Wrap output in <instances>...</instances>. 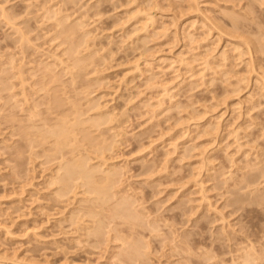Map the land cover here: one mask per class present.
<instances>
[{"label":"rangeland","instance_id":"rangeland-1","mask_svg":"<svg viewBox=\"0 0 264 264\" xmlns=\"http://www.w3.org/2000/svg\"><path fill=\"white\" fill-rule=\"evenodd\" d=\"M0 6V264H264V0ZM63 118L58 151L43 132ZM83 158L119 170L142 227L80 180L59 194ZM114 225L148 254L126 259Z\"/></svg>","mask_w":264,"mask_h":264},{"label":"bare ground","instance_id":"bare-ground-1","mask_svg":"<svg viewBox=\"0 0 264 264\" xmlns=\"http://www.w3.org/2000/svg\"><path fill=\"white\" fill-rule=\"evenodd\" d=\"M49 3V2H48ZM3 5V4H2ZM47 5V4H46ZM1 7V6H0ZM0 10H1V13L0 14H2L3 16L5 15V10L1 7L0 8ZM61 10V9H60ZM43 11V10H42ZM12 12V11H11ZM50 12V11H49ZM144 13V12H143ZM142 13V14H143ZM6 15H7V13H6ZM8 17H9V15H7ZM6 16V17H7ZM46 16V15H45ZM66 16V15H65ZM6 17H4V18H6ZM11 18V17H10ZM10 18H8V19H6V21L7 20H9ZM84 18V17H83ZM151 17H149V19H150ZM3 19V18H2ZM19 19V18H18ZM148 19V20H149ZM153 19L151 18L150 19V21L151 22H153L152 21ZM10 21H11V19H10ZM8 22L7 24H9V25H11L10 23L11 22ZM58 21H60V20H58ZM13 22V21H12ZM150 22V25H152V23ZM6 23V22H5ZM139 23V22H138ZM149 23V22H148ZM57 24V23H56ZM80 24H81V22H80ZM12 27L14 26V25H11ZM15 27V26H14ZM17 28V27H16ZM29 30V29H28ZM17 31V30H16ZM15 31V32H16ZM18 31H20L19 29H18ZM181 32V31H180ZM19 33H22V32H19ZM88 33L89 32H87V35H85V37H89V35H88ZM184 33V32H183ZM189 34V33H188ZM187 34V35H188ZM14 35V34H13ZM21 35L22 36H25V34H20V39H21ZM28 36V35H27ZM186 37V36H185ZM184 37V38H185ZM24 37H22V39H23ZM190 38H192V37H190ZM25 40L28 42V39L26 38V36H25ZM192 40V39H191ZM190 40V41H191ZM189 41V40H188ZM19 42V41H18ZM21 42H24V40H22ZM30 42V41H29ZM189 43H191V42H189ZM249 45H251V44H249ZM21 47V46H20ZM21 49V48H20ZM241 52V51H240ZM224 53V52H223ZM78 54V53H77ZM74 56V55H73ZM227 56V55H226ZM60 57V56H59ZM2 58V57H1ZM190 59V58H189ZM191 59H193V58H191ZM11 60V59H10ZM55 62V61H54ZM58 62H61L60 60L58 61ZM206 62V61H205ZM15 63V62H14ZM65 63V62H64ZM75 63H77L76 61H75ZM207 63V62H206ZM205 63V64H206ZM78 64V63H77ZM62 65H64V64H62ZM66 65V64H65ZM149 65V64H148ZM147 65V66H148ZM185 65V64H184ZM190 65V64H189ZM151 66V65H150ZM149 66V67H150ZM48 67V66H47ZM189 67V66H188ZM193 67V66H192ZM49 68V67H48ZM211 68V67H210ZM1 69V68H0ZM50 69V68H49ZM46 70H47V68H46ZM51 70V69H50ZM190 70V69H189ZM18 71V70H17ZM20 71V70H19ZM44 71V70H43ZM53 71V70H52ZM149 73V72H148ZM20 74V76L21 75H23V74H21V72L19 73ZM17 75H18V72H17ZM156 76V75H155ZM150 77V76H149ZM21 78H22V76H21ZM150 78H152V77H150ZM153 79V78H152ZM155 79V78H154ZM153 79V80H154ZM23 80V79H22ZM152 81V80H151ZM150 82V81H149ZM22 84H23V81H22ZM28 84V83H27ZM29 85V84H28ZM163 85H164V83H163ZM160 87V86H159ZM161 89H163V91H168V89H166V88H161ZM8 90V89H7ZM11 90V89H10ZM10 90H9V92H10ZM24 90V89H23ZM1 92V91H0ZM171 92V91H170ZM167 93V92H166ZM23 94V98H25L24 100V102H27V95L26 94H28V93H26V92H23L22 93ZM21 94V95H22ZM164 95V94H163ZM167 96V95H166ZM164 97V96H163ZM12 98V97H11ZM161 100H162V98H161ZM19 102V101H18ZM22 102H23V100H22ZM23 102V103H24ZM17 103V102H16ZM163 103V102H162ZM160 104V103H159ZM32 106H34L33 104H32ZM150 106V105H149ZM152 106V105H151ZM34 107H36V106H34ZM156 107H158V106H156ZM31 108V107H30ZM33 108V107H32ZM101 108V107H100ZM105 108V107H104ZM103 108V109H104ZM153 108V107H152ZM153 109H155V108H153ZM29 110V109H28ZM34 112V111H33ZM30 114V113H29ZM106 114V113H105ZM108 114V113H107ZM33 115V114H32ZM77 115V114H76ZM35 116V115H34ZM33 116V117H34ZM110 116V115H109ZM113 116V115H112ZM108 117V116H107ZM62 118V117H61ZM100 118V117H99ZM67 118H63V120H61L57 125H56V128H55V126H52V128H53V130H51V128H49V131H44L43 133H44V135H47V133L49 134L48 136H52L53 137V143L55 144V146H54V148H56L58 151H60V150H63V148L65 147V146H67V145H69V144H72V142L71 143H69L71 140L73 141L74 139H72L73 137H75V140H77L76 138V136H74L75 134V131L76 130H74V127H75V129H76V125H77V122H76V125H75V122L72 124V123H70L71 121L69 120V122H67L68 121V119L66 120ZM103 119V118H102ZM88 120V119H87ZM84 121V120H83ZM90 121V120H89ZM96 121H98V120H96ZM96 121H94L93 123L95 124V122ZM79 123V122H78ZM86 122H84V124H85ZM99 123V122H98ZM32 124V123H31ZM104 124V123H103ZM102 124V125H103ZM89 125V124H88ZM96 125H97V122H96ZM108 125V124H107ZM35 127H36V125H34ZM47 126V125H46ZM78 126V125H77ZM80 126V125H79ZM99 126V125H98ZM33 127V126H32ZM34 127V128H35ZM28 128V127H27ZM33 128V129H34ZM115 128V127H114ZM32 129V128H31ZM47 129V128H46ZM45 129V130H46ZM40 131V130H39ZM37 132H38V130H37ZM39 133H41V131L39 132ZM39 133H37V134H39ZM35 136V135H34ZM41 137H42V134H41ZM51 137V138H52ZM36 138V137H35ZM44 138V140H46V139H48V138H46V136H44L43 137ZM46 138V139H45ZM50 138V139H51ZM38 139V138H37ZM90 139V138H89ZM74 140V141H75ZM33 141V140H32ZM34 142V141H33ZM86 142V141H85ZM69 143V144H68ZM89 143V142H88ZM74 144V143H73ZM76 145V144H75ZM74 145V146H75ZM114 145V144H113ZM72 146V145H71ZM70 146V147H71ZM86 146V145H85ZM112 146V145H111ZM101 147V146H100ZM103 147V146H102ZM106 147V146H105ZM66 148H68V147H66ZM113 148V147H112ZM65 149V148H64ZM112 150V149H111ZM56 151V150H55ZM58 154V153H57ZM99 157V156H98ZM100 158V157H99ZM82 160V161H81ZM109 160V159H108ZM75 161V160H74ZM80 161V162H79ZM90 161V160H89ZM85 158H83V159H80V160H77V162H75V163H73V161H72V163L73 164H70V163H67L66 165H64L63 163H61L60 165H58V169H57V176L55 177L54 176V180H52V182L54 181V183H59V182H62L63 181V177H61L60 175H59V171L60 170H63L64 171V173H65V175H67L66 176V180H65V183L64 182H62V184H61V186H62V188L63 189H60V192H59V194L61 195V196H63L64 195V193L63 192H65L67 189L69 190L70 188L69 187H71V186H68L69 184V181H68V183L66 182L67 181V179L69 180L70 178V182H71V184L73 183V181H77V180H80V183L79 184H77L76 186H78V185H80L81 184V187H83V186H86V192H88V194L90 195H93L94 194V199H97V201L99 200L100 201V204H101V206L102 205H106V207H110V211H111V215L113 216V217H111L110 216V218H111V222H114L113 220H114V217L115 216H117V218H119V219H121L124 223H127V227H129V229H130V225H132V227H136V226H140V227H142L141 225H139V223H142L143 224V221L142 222H140L141 221V218H143V217H141V215L143 216L144 214H141V212H140V210L138 209V207L139 208H141L140 206H137L136 205V207H135V203H134V201H133V198H131L130 197V199H129V197L128 196H126L125 197V195H122L121 193V195L119 194V191H121L120 189H118V190H116L119 186H117V187H115L114 188V190L115 191H112L113 190V187H114V185L116 184V185H120V183L118 182V180L120 179L119 177L121 176V174H120V172H119V170L116 168H110V169H107V170H98L99 168H97V167H95V169H93V166H92V169L91 168H89V169H87V168H85V165H86V167L88 166L87 165V162H85ZM65 163V162H64ZM84 163V164H83ZM102 165V164H101ZM89 167V166H88ZM100 167V166H99ZM102 167V166H101ZM97 168V169H96ZM96 172H101L102 174H103V177L106 179V181L104 180L103 182V186H101L100 185V182H97L96 184H95V181L96 180H94L93 181V179H94V177H93V174L94 173H96ZM97 174V173H96ZM120 174V175H119ZM95 175V174H94ZM62 178V179H61ZM65 178V177H64ZM73 178V179H72ZM93 178V179H92ZM103 178V179H104ZM98 180V179H97ZM75 181V182H76ZM75 182H74V185H75ZM117 182H118V184H117ZM57 183V184H58ZM67 183V184H66ZM105 183L107 184V183H109V185H110V183H111V187H112V189H110V187H109V191L110 192H108L107 190L108 189H105ZM99 184V187H97V186H94V185H98ZM109 185H107L106 186V188H108V186ZM68 186V187H67ZM121 186V185H120ZM122 187V186H121ZM73 188V187H72ZM67 190V191H68ZM121 192H125L124 191V189L121 191ZM23 193V192H22ZM68 193V192H67ZM66 194V193H65ZM86 194V193H85ZM125 194V193H124ZM62 198V197H61ZM93 199V200H94ZM111 201H113V202H111ZM135 201H136V199H135ZM95 202V201H94ZM112 203V204H110V205H108L109 203ZM91 204V203H90ZM138 204V203H137ZM140 205V204H139ZM102 208V207H101ZM80 209V208H79ZM105 211V210H104ZM142 211H143V209H142ZM144 212V211H143ZM142 212V213H143ZM90 213V212H89ZM96 213V212H95ZM86 214V213H85ZM98 214V213H97ZM104 214V213H103ZM84 215V214H83ZM108 215V214H107ZM85 216V215H84ZM96 216H98V215H96ZM145 216V215H144ZM79 217V216H78ZM89 218V217H88ZM98 218V217H97ZM102 218V217H101ZM147 218V217H146ZM149 218V217H148ZM158 218V217H157ZM75 220H76V218H75ZM87 220V219H86ZM91 220H92V218H91ZM115 220H117V219H115ZM121 220H119V222L121 221ZM93 221V220H92ZM110 221V220H109ZM82 222V221H81ZM80 222V223H81ZM102 221H99L98 222V225H101V224H99V223H101ZM111 222H109V224H111ZM123 222H120L119 224L121 225V226H123V225H125V224H121V223H123ZM148 222V221H147ZM146 222V223H147ZM153 222V221H152ZM157 222V221H156ZM84 223H85V221H84ZM118 223V222H117ZM115 225H116V223H115ZM115 225L114 226H112V229L110 228V231L111 232H114L115 231V233H113V234H115L114 236H112L111 238L113 239H115L116 241H122L121 243V252H122V249L124 250V253H125V257H126V259H127V257L128 258H130V260L131 259H133V258H137V259H142V257L143 256H145V254L147 253H144L143 251V249H146V247L144 246V245H141L140 244V242H139V244L136 242V243H134L133 241H131V242H128V241H126L125 240V238H124V236H126V235H124V236H121L119 233L121 232H123V231H118V234H116L117 233V229L115 228ZM118 225V224H117ZM120 225H118L119 227H120ZM134 225V226H133ZM150 225V224H149ZM151 225H153V224H151ZM125 226V227H126ZM102 227V226H101ZM100 227V228H101ZM117 227V226H116ZM151 229H152V226L150 227ZM156 228V227H155ZM136 229V228H135ZM154 229V228H153ZM152 229V230H153ZM158 229V228H157ZM78 230V229H77ZM82 230V229H81ZM95 230H96V228H95ZM101 230V229H100ZM108 230V229H107ZM119 230V229H118ZM128 230V229H127ZM102 231V230H101ZM110 231H109V233H110ZM131 231V230H130ZM153 231H156L155 229L153 230ZM83 232V231H82ZM86 232V231H85ZM125 232V231H124ZM96 233V232H95ZM101 233V232H100ZM106 233V232H105ZM152 233V232H151ZM154 233V232H153ZM131 234V233H130ZM101 235V234H100ZM140 235V234H139ZM154 235V234H153ZM104 236V235H103ZM90 237V236H89ZM93 237V236H92ZM157 237V236H156ZM113 239V240H114ZM147 245V244H146ZM149 245V244H148ZM120 247V246H119ZM148 247V246H147ZM149 248V247H148ZM147 248V249H148ZM149 250V249H148ZM148 254V253H147ZM250 254V253H249ZM124 256V255H123ZM115 257V256H114ZM248 257V256H247ZM245 258V259H243V260H245V261H247L246 259H249L250 258V260H251V257H250V255H249V258ZM119 258V257H118ZM145 258V257H144ZM143 258V259H144ZM119 260V259H118ZM117 260V261H118ZM129 260V259H128ZM128 260H126V261H128ZM135 259H133L132 261H134ZM249 260V261H250ZM135 261H137V260H135ZM134 261V262H135ZM245 261H243V262H245ZM248 261V262H249ZM252 261V260H251ZM254 261V260H253ZM127 263V262H126ZM247 263V262H246ZM253 264V263H252Z\"/></svg>","mask_w":264,"mask_h":264}]
</instances>
